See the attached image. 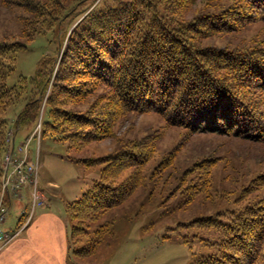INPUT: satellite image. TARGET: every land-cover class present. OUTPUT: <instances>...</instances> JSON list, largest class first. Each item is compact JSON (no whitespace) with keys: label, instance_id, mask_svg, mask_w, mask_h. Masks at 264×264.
<instances>
[{"label":"rangeland","instance_id":"374dc122","mask_svg":"<svg viewBox=\"0 0 264 264\" xmlns=\"http://www.w3.org/2000/svg\"><path fill=\"white\" fill-rule=\"evenodd\" d=\"M52 1L59 12L53 25L50 21H40L38 27L43 32L35 34L28 48L18 52L16 69L6 81L9 86L20 88V94L18 102L10 107L7 114L11 123L3 163L11 151L12 137L16 135L15 149L21 146L26 148L24 153L37 169L40 191L56 209L61 206L66 210L69 202L80 199L101 177L108 162L102 158L124 152H133L138 156H120L123 160L128 156L131 165L110 176L113 183L136 185L125 201L104 210L95 220L80 223L75 217L71 220L68 212H65L69 233L73 224L84 225V229L75 235L77 240L84 245L92 241L95 244L91 254L74 256L75 264H193L201 256L223 257L224 250L219 245L222 235L213 223L219 220L228 222L246 207L263 201L264 186H256L255 179L264 173V139L257 141L232 134L191 132L169 124L156 112L126 115L116 124L110 137L95 141L81 150L69 149L66 141L44 135V126L39 138L34 132L40 120L44 124L49 119L46 97L55 73L62 67L63 55L66 57L73 28L92 10L117 6L119 2ZM168 1L173 4L170 5ZM181 1L182 8L178 0H160V10L165 8L170 15L192 20L197 14L223 12L240 3V0H186L190 4L187 6L188 2H185L184 6V1ZM11 2L21 4L20 0ZM26 18L34 23L40 20L15 4L7 7L0 0V37L25 39L22 30ZM243 20L245 22H241ZM241 21L228 32L202 40V43L249 53L264 52V22L253 17ZM42 62L43 74L36 78ZM51 69L53 73L50 74L48 88L45 94L40 95L41 85ZM103 92L106 91L101 89L96 92L79 109H90L95 97ZM244 95L257 105L262 114L260 119L264 122V91L248 88L244 90ZM36 97L42 100L40 108L21 117L26 104ZM97 99L100 104L104 98L101 96ZM92 160L99 161L86 163ZM116 162L121 163L118 159ZM4 181L5 172L0 202L2 199L5 201ZM27 188L30 195L24 192ZM32 193L30 184L20 192L16 190L9 214L1 223L3 232L18 237L24 231L19 208L23 204H30ZM262 262L254 264H264V259ZM8 264L17 263L11 259Z\"/></svg>","mask_w":264,"mask_h":264},{"label":"trees","instance_id":"16d2710c","mask_svg":"<svg viewBox=\"0 0 264 264\" xmlns=\"http://www.w3.org/2000/svg\"><path fill=\"white\" fill-rule=\"evenodd\" d=\"M9 1L1 0L5 6L12 7L13 3L40 20L34 23L25 19L23 40L0 37V189L3 157L9 145L11 122L7 114L20 94V88L6 83L7 78L16 69L18 52L28 48L35 34L43 32L38 27L40 21H50L53 25L59 14L52 0H20L21 4ZM183 1L184 6L190 4V1ZM185 2L188 3L185 5ZM168 3L173 4L172 1ZM160 9V0H119L117 6L92 10L73 28L66 57L63 55L62 67L55 73L45 101L49 119L42 126L44 135L66 141L69 149L81 150L110 137L116 124L126 115L156 112L169 124L191 132L264 139L262 114L244 95L248 88L264 91V52L249 53L202 43V40L228 32L243 18L253 17L264 22V0H240L238 5L223 12L197 14L192 20ZM42 65L43 62L36 78L43 74ZM53 69L41 85L40 95L45 94ZM101 89L106 92L95 97L90 109H79ZM101 96L104 99L99 104L97 98ZM41 102L40 97L33 98L26 104L21 117L31 110L36 112ZM124 154L138 158L133 152L102 158L108 162L101 177L80 199L67 204L70 219L75 217L79 223L95 220L101 212L118 206L132 194L135 184L110 180V176L131 165L128 156L127 161L120 157H125ZM255 180L256 186H264V173ZM213 224L222 235L219 245L224 256H201L193 264L262 262L264 199L233 215L228 222L219 220ZM82 229L84 225L78 224L71 228L72 258L85 257L93 251V241V245H84L77 240L75 235Z\"/></svg>","mask_w":264,"mask_h":264},{"label":"crops","instance_id":"0c3cea01","mask_svg":"<svg viewBox=\"0 0 264 264\" xmlns=\"http://www.w3.org/2000/svg\"><path fill=\"white\" fill-rule=\"evenodd\" d=\"M24 192L30 195L29 188ZM31 203L20 206L21 222L25 221ZM65 212L64 207L56 209L47 198L44 205L36 208L31 222L18 237L9 242L0 237V264H8L11 259L17 264H72Z\"/></svg>","mask_w":264,"mask_h":264},{"label":"built area","instance_id":"2783aa9c","mask_svg":"<svg viewBox=\"0 0 264 264\" xmlns=\"http://www.w3.org/2000/svg\"><path fill=\"white\" fill-rule=\"evenodd\" d=\"M37 134H41V124L36 129ZM29 144V143H28ZM23 150H26L24 146L19 147L16 150L14 147L10 153L6 156L5 162V181L3 184V198L0 202V237L7 241L15 237V234L5 233L1 229V223L7 218L9 212L8 202L15 196L16 190L20 192L22 188L29 185L33 188L32 193V207L31 212L28 215L27 222L32 219L35 209L44 204L45 197L38 188L37 181V169L35 164L29 161L27 155Z\"/></svg>","mask_w":264,"mask_h":264}]
</instances>
